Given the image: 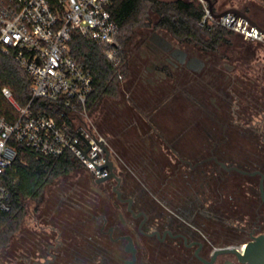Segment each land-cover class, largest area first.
<instances>
[{
  "label": "flooded vegetation",
  "instance_id": "af4514ba",
  "mask_svg": "<svg viewBox=\"0 0 264 264\" xmlns=\"http://www.w3.org/2000/svg\"><path fill=\"white\" fill-rule=\"evenodd\" d=\"M219 1L201 0L203 11L207 8L213 18L230 8L244 13L241 0L224 2L229 7L221 10ZM214 53L181 44L153 25L139 28L128 42L126 84L139 93L137 99L128 97L137 112L130 110L127 120L140 150H132L122 162L112 153L117 178L100 183L88 179L97 194L88 214L98 232L95 242L105 253L95 256L94 264H247L234 253L218 251L264 233V113L242 115L237 90L242 80L232 76L239 60L230 65ZM182 99L189 102L188 126L169 140L154 117L165 101ZM163 149L165 160L176 166L171 175L136 173L131 167L155 162ZM228 172L246 176L254 186L249 215L229 222ZM156 180H170L172 186L185 181L184 195L172 190L164 196L152 183ZM47 235L36 257L29 259L32 264H61L62 241Z\"/></svg>",
  "mask_w": 264,
  "mask_h": 264
},
{
  "label": "trees",
  "instance_id": "16d2710c",
  "mask_svg": "<svg viewBox=\"0 0 264 264\" xmlns=\"http://www.w3.org/2000/svg\"><path fill=\"white\" fill-rule=\"evenodd\" d=\"M244 2L246 3L241 4L244 13L257 26L264 29V0H258L257 3ZM109 10L112 18L119 26L117 36V46L121 58L119 65L111 64L96 43L80 35L74 34L69 44V55L89 70L92 75V91L87 100L89 114L99 111L103 100L118 96L120 91H123L120 79L126 75V47L128 42L135 34V28L151 25L166 30L181 44L193 43L203 50L218 54H220L219 49L231 43L230 37L233 35L241 39L243 43L250 45L249 47L251 50H255L256 54L259 51L261 58L256 57L249 62L242 61L238 64L236 73H233L232 76L242 81L240 86L238 83H234L232 88L236 95V88L240 87V91L237 90L239 93L241 92V100H239L242 115L264 113V43L246 40L240 34L218 25L211 28L208 26L200 27L198 22L203 14L202 4L194 0H112ZM251 11L253 12L249 13ZM251 45H255L256 48L254 49ZM31 85L30 75L13 58L0 53L1 117L9 122H13L18 117L17 111L2 95V87L11 90L19 105L27 106L31 98ZM239 93L236 95L237 97H239ZM233 100L235 101L234 98ZM46 104L41 99H35L31 103V108L37 110L39 106L42 107ZM187 104L189 109V102ZM129 106L132 113L136 114V107ZM126 125L129 128L127 119ZM132 128L134 129V127ZM15 147L17 148L15 159L0 175V183L10 193L9 210L0 211V252L11 247V239L28 213L29 201L39 202L44 189L53 184L59 177L85 169L69 153L60 157H51L38 154L20 143H15ZM245 150L246 148L243 149V151ZM165 164L162 166L164 171L161 172L162 174L171 175L176 171L174 164L167 160H165ZM141 165L146 171L138 172L133 168L136 173H160V171L156 172L153 168L152 171L150 167H146L151 165L150 163ZM120 169L121 176H125V165L121 163ZM88 179L94 180L91 173L87 179L78 182L74 187L58 189L56 197L52 201L54 209L57 210H55L56 214L55 212L52 214L53 220L47 226L52 230L50 236L58 235L62 241L61 264H94L95 256L101 257L105 254L103 245L99 246L95 242L98 232L96 233L93 220L88 214L97 201V194L90 187ZM161 181L164 183L165 180L162 179ZM170 182L169 180L165 184H160L156 180L152 183L156 184V188L164 196L173 191L184 195L186 185L183 183L185 181L178 183V186H172ZM253 199L254 186L251 185V181L247 180L246 176L236 172H228L225 214L227 221L249 215L251 212L249 205ZM96 211L100 212V210ZM208 217L211 221L213 220L212 214ZM43 236L45 239L48 238L47 234ZM44 238L38 234L28 246H19V250H14L11 253V258L5 261L6 264H32L29 259L36 257Z\"/></svg>",
  "mask_w": 264,
  "mask_h": 264
},
{
  "label": "built area",
  "instance_id": "2783aa9c",
  "mask_svg": "<svg viewBox=\"0 0 264 264\" xmlns=\"http://www.w3.org/2000/svg\"><path fill=\"white\" fill-rule=\"evenodd\" d=\"M111 2L0 0V53L13 58L32 80L27 106L19 105L9 88L1 89L18 117L9 122L0 116V175L16 157L15 143L45 156L69 153L94 180L109 174L106 150L110 160L112 152L91 122L87 107L92 75L69 55V44L74 34L80 35L96 43L111 64L119 65V26L111 16ZM198 25H218L246 40L264 43V33L234 13L213 18L204 8ZM35 99L47 104L33 110ZM9 198L8 189L0 183V211L9 210Z\"/></svg>",
  "mask_w": 264,
  "mask_h": 264
},
{
  "label": "rangeland",
  "instance_id": "374dc122",
  "mask_svg": "<svg viewBox=\"0 0 264 264\" xmlns=\"http://www.w3.org/2000/svg\"><path fill=\"white\" fill-rule=\"evenodd\" d=\"M194 1L201 4V0ZM228 1L229 0H220L219 4H217V8L221 10L223 8L229 7L224 5V2L231 3ZM244 1L257 3L258 0H241L239 4L241 5L242 3H246ZM236 2H234L233 4L238 5V3ZM252 12L253 11L249 13ZM258 17L261 18V16ZM151 18L153 19V16H151ZM141 27L144 28V26L137 27L135 28L134 32L136 33ZM230 41L231 43L228 46L219 49L221 55L216 53L218 54L217 56L223 58V61L227 64H236V58L239 60L238 63H242V61L249 62L256 57L261 58V55L259 56V51L258 54H256L255 50H251V48L249 47L250 45L243 43L237 36H231ZM251 47H254V49L256 48L255 45H251ZM126 78L127 61L126 75L122 76V79H120L123 91H120V94L118 96L109 97L103 100L99 111L95 112L94 114H89L94 127L106 138L107 144L111 152L117 158L118 162L126 161V157H128L130 153L140 150L138 149L140 147L139 144L135 143L133 138L131 137V129L127 128L126 125V119L128 116L127 114L130 110L129 99H137L139 90L135 88L133 89L132 86L130 87L128 84H126ZM141 101L144 102L145 100L142 99ZM187 109V101L183 99L178 101L168 100L159 107V111L155 114L154 118L156 124L163 131V134L167 137V139H170L171 135L174 132L188 126ZM165 152L166 150L163 149V155H161V157L159 156L157 159H155V162L153 161L152 163H150L151 165H147L146 167H150L151 170L153 168V170L156 172H164L162 166L166 165V156L164 155ZM114 156L111 155V159L114 160L115 163H117ZM118 167H120V165ZM131 167L135 168L138 172L146 171V169L143 170V166L138 163H133ZM165 169L166 171H168L167 168ZM88 176L89 172L85 169L74 171L69 173L68 175L61 176L53 184L47 186L44 189L42 198L39 202L29 201L28 213L18 227V230L12 237L10 245L11 247L0 252V264H6L5 261H8L11 258V253L14 250L18 251V247H21L22 245L28 246L29 243L38 234H41L43 238L44 234L50 233L51 235L52 230H50V227H48L47 225L51 223V220H53L51 216L52 214H54L55 210H57L54 209L55 207L52 204V201L55 199L58 189L64 187H74L75 184H77L78 182H83L85 178H88ZM59 216H61V214H59Z\"/></svg>",
  "mask_w": 264,
  "mask_h": 264
},
{
  "label": "water",
  "instance_id": "95a60500",
  "mask_svg": "<svg viewBox=\"0 0 264 264\" xmlns=\"http://www.w3.org/2000/svg\"><path fill=\"white\" fill-rule=\"evenodd\" d=\"M228 12H234V13L240 14L246 20H248L249 22L257 26V24L249 16L233 8L227 9L219 14H214V17H220ZM257 27L260 29L261 32L264 33V29L260 28L259 26ZM109 155H110V151L106 150L107 162L105 166L108 167L110 172L108 175L104 177L95 179L96 183H100L102 181H105L111 178H117L115 174L116 167L113 161L108 159ZM227 169H231V168L227 167ZM233 169L240 171L237 168H233ZM240 172H243V171H240ZM218 252L234 253L236 254L238 260L242 263L264 264V233L254 236L250 241L244 242V244L239 247L226 246L224 248H221V250H219Z\"/></svg>",
  "mask_w": 264,
  "mask_h": 264
}]
</instances>
